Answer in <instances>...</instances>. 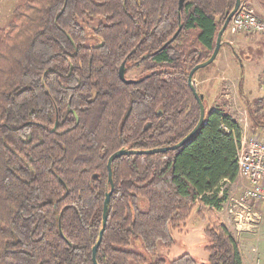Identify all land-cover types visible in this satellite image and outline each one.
<instances>
[{"label":"trees","instance_id":"trees-1","mask_svg":"<svg viewBox=\"0 0 264 264\" xmlns=\"http://www.w3.org/2000/svg\"><path fill=\"white\" fill-rule=\"evenodd\" d=\"M179 1L26 0L0 27V264H94L112 185L98 264H244L218 214L243 136L224 101L208 112L204 97L206 121L181 148L125 155L109 178L116 151L175 145L199 122L188 76L236 0ZM241 3L264 17V0ZM124 64L142 73L124 81ZM249 114L264 129V97ZM194 210L207 263L156 258Z\"/></svg>","mask_w":264,"mask_h":264},{"label":"rangeland","instance_id":"rangeland-1","mask_svg":"<svg viewBox=\"0 0 264 264\" xmlns=\"http://www.w3.org/2000/svg\"><path fill=\"white\" fill-rule=\"evenodd\" d=\"M25 1L26 0H0L1 28L8 27L12 20L11 18H13L14 9L17 5ZM258 16L260 15L258 14ZM260 18L264 17L260 16ZM223 39L224 42L225 39L233 41L229 45L226 43L223 44V49L227 48L232 53L231 58L235 63V67L239 70V77H237V71H235L234 75H232V72L230 74L227 72L222 73L223 65L220 64V60L224 56H222V52L220 51V54L211 65L197 71L194 84L206 98V108H208V112L213 107L215 108L218 103H223L224 101L234 119L240 123L243 135L248 138L253 134L264 137V135L259 132L261 129L258 130L255 125H253L251 119H249V110L253 102L264 96V35H262V33L252 35L240 34L235 37L234 35L224 34ZM142 70L143 67L141 65L132 68L129 73L126 74L127 79H135L140 76ZM222 77H224V79H222ZM236 180V183L225 184L228 199L240 198L248 186V181L242 180L240 176ZM251 208L256 210L259 209L257 211L261 213V217L256 219L261 221L260 223H264V203H259V205L253 204ZM227 211V205L225 203L218 214L220 220L226 226H230V223L227 222ZM231 220L233 223V221H235L234 217H231ZM206 226L207 222L198 218L194 210L191 217L188 218V221L179 230L172 231L175 239L173 248L167 249L160 242L157 244L158 253L155 257L164 258L169 263L174 258L184 253H189L198 263H207L208 251L206 248L210 243H208V239L204 232ZM248 227H250V225H246L243 229H247ZM227 228L229 229V227ZM141 244V239L134 236L130 249L144 252ZM155 257H148L149 262H153Z\"/></svg>","mask_w":264,"mask_h":264},{"label":"built area","instance_id":"built-area-1","mask_svg":"<svg viewBox=\"0 0 264 264\" xmlns=\"http://www.w3.org/2000/svg\"><path fill=\"white\" fill-rule=\"evenodd\" d=\"M229 29L225 35L264 34V18H260L250 3H241L237 12L229 21ZM232 43V40H228ZM237 161L239 176L248 181V186L240 198H229L227 205V221L234 217L240 225L245 221L258 222L259 216L251 210L255 203H264V137L252 135L242 136Z\"/></svg>","mask_w":264,"mask_h":264},{"label":"water","instance_id":"water-1","mask_svg":"<svg viewBox=\"0 0 264 264\" xmlns=\"http://www.w3.org/2000/svg\"><path fill=\"white\" fill-rule=\"evenodd\" d=\"M185 2H186V0H180L179 1V4H180L179 8L180 9L183 8ZM240 5H241V0H236V5H235L234 9L230 13H228L227 18L224 21V25H223L222 29L218 33L217 42L215 45V50H214V53L212 54L211 58H209V60H207L203 63L201 62L199 65L195 66L189 73L188 84L191 87V89L194 93V96L196 97V99L199 103V106H200V119L198 120L199 122H198L197 126L194 128V130L186 138H184L181 142H179L175 145H172V146L160 147V148H155V149H150V150L121 149V150L116 151L113 155H111L110 159L108 160L109 161V163H108L109 172L108 173H109V178H110V181L112 184H113V173H112L113 168H112V165L114 163V160H116L118 158L120 159L121 157H123L125 155H129V154H157V153H164L166 151L169 152V150H177V149L181 148L182 145H185L196 134V132H198V130L201 128V126L205 123V121H206L205 120L206 119V108H204L205 105L203 103L204 96L200 95L197 91V88L194 84V75H195L196 71H198L200 69L202 70V68H205V67L211 65L216 60L215 58H217V56L219 55L220 49L222 48L223 36H224V34H225L229 24H230L229 21H231L232 17L237 12ZM174 38H173V40H174ZM125 74H126V68H125V65H123L120 69V74H119L121 79H123L124 81H127V82H132L126 78ZM113 191H114V185H112V190L106 197V201H105V205H104V209H103L105 212V218L103 221L104 222V228L100 233V239H99L97 245L94 246L93 258H92V260H94V264H98L97 259H96V255H97L98 248L102 242V238H103L102 234H104L105 229H106L107 211H108L107 209L109 208L110 200H111L110 196H112Z\"/></svg>","mask_w":264,"mask_h":264},{"label":"crops","instance_id":"crops-1","mask_svg":"<svg viewBox=\"0 0 264 264\" xmlns=\"http://www.w3.org/2000/svg\"><path fill=\"white\" fill-rule=\"evenodd\" d=\"M225 42L228 45L230 44L226 39ZM221 52L222 56H224L220 60V64L223 65L222 73L227 72L230 74L232 72V75H234L235 71H237V77H239V70L235 67V63L231 58L232 53L227 48L221 50ZM224 77H222V79H224ZM259 132L264 135V129H261ZM241 178L243 180V177ZM256 204L259 205L258 203H255L254 205ZM257 210L252 208L253 213H256L257 216L261 217V213ZM231 221H227L230 223V226L227 225V227H229V230L234 235L235 241L238 243L243 263L264 264V223H260L261 221L253 223L251 221H245V224L242 226V224L240 225L239 223H237V221H233V223ZM246 225H250V227H248L247 229H243V227H246Z\"/></svg>","mask_w":264,"mask_h":264},{"label":"flooded vegetation","instance_id":"flooded-vegetation-1","mask_svg":"<svg viewBox=\"0 0 264 264\" xmlns=\"http://www.w3.org/2000/svg\"><path fill=\"white\" fill-rule=\"evenodd\" d=\"M125 65V64H124ZM196 73H197V71H196ZM127 78V77H126ZM129 80V79H128ZM130 81H132V80H130Z\"/></svg>","mask_w":264,"mask_h":264}]
</instances>
